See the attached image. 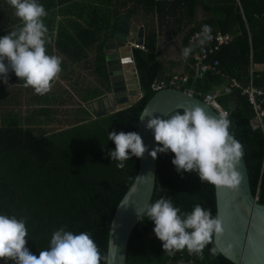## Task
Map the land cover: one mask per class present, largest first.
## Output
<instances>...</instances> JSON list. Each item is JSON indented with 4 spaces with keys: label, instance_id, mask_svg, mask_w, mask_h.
<instances>
[{
    "label": "trees",
    "instance_id": "16d2710c",
    "mask_svg": "<svg viewBox=\"0 0 264 264\" xmlns=\"http://www.w3.org/2000/svg\"><path fill=\"white\" fill-rule=\"evenodd\" d=\"M136 1H141L143 11L154 9L158 23L170 27L192 12L198 0ZM213 2L214 15L207 25L233 34V40L217 53L223 74L189 79L179 89L193 90L191 94L204 99L215 88L226 86L234 79L242 87L251 81L254 87L264 88V71H253V66L264 65V0ZM38 3L47 12L44 23L51 41L46 45L47 53L53 55L51 51L56 48L62 64V59L68 64L84 62L83 69L89 70L92 66L88 64L89 51L93 50V68L100 85L87 90L86 100L111 93L104 45L116 32L121 7L127 15L138 12L135 1L38 0ZM14 13L7 0H0V37L21 26ZM200 28L203 26L192 27L182 35V47L192 49L186 57L189 60L197 50L188 42L189 35ZM179 29L177 25L173 31ZM144 45L145 50L133 48L141 98L113 113L94 110L90 115L82 108L80 115L85 118L64 128H50L56 119L55 94H36L32 88L24 87V82L14 73L9 74L8 84L0 81V214L25 221L27 247L34 255L49 249L54 232L61 229L74 234L88 233L101 255H106L114 213L138 170L136 157L125 161L122 169L117 167L119 161H111L108 153L115 149V144L108 134L136 132L140 113L155 93L152 84L163 71L162 63L156 59L155 32H146ZM62 64V71L72 75V70L68 72ZM9 86L13 87L10 92L6 91ZM27 94L29 100L24 107L22 98ZM218 102L228 113L229 131L242 145L253 194L259 203H264V135L259 128H252L251 104L240 88L220 96ZM176 112L183 113L174 111L166 118ZM173 159L170 152L158 154L149 204L160 198L168 199L180 209L181 216L199 205L216 218L215 186L202 182L196 172L178 173ZM153 229L154 223L142 215L128 240L126 264H234L218 251L214 237L205 247L203 259L187 250L168 255ZM214 247L215 255L211 253Z\"/></svg>",
    "mask_w": 264,
    "mask_h": 264
},
{
    "label": "clouds",
    "instance_id": "9594fccd",
    "mask_svg": "<svg viewBox=\"0 0 264 264\" xmlns=\"http://www.w3.org/2000/svg\"><path fill=\"white\" fill-rule=\"evenodd\" d=\"M21 21L17 30L0 37V81L8 84L9 74L14 73L24 87L32 88L38 95L51 91L62 71L60 57L49 55L48 28L44 23L47 12L38 0H7ZM211 29L203 26L202 35L210 39ZM203 43V41H201ZM191 48H185L188 57ZM148 117L146 128L158 145L150 155L174 154L172 164L178 173L196 172L202 182L216 187L238 189L241 174L238 166L243 156L242 145L229 133L230 121L226 113L218 117L208 115L199 106L176 112L168 118L150 115L145 110L139 117L142 123ZM108 139L115 149L108 153L117 160V167L132 157L143 158L148 151L142 136L137 132H110ZM135 191V189L133 190ZM140 217L146 215L154 223V234L162 242L168 255L187 250L203 259L205 247L213 237L223 235L222 220L213 218L210 210L197 205L191 213L180 215V209L168 199L160 198L146 208L136 209ZM26 223L15 216L0 214V260L14 264H116L118 249L101 255L88 233L74 234L63 229L54 232L50 248L34 255L27 247ZM213 255L217 249H211ZM123 256L119 255L122 261Z\"/></svg>",
    "mask_w": 264,
    "mask_h": 264
},
{
    "label": "water",
    "instance_id": "95a60500",
    "mask_svg": "<svg viewBox=\"0 0 264 264\" xmlns=\"http://www.w3.org/2000/svg\"><path fill=\"white\" fill-rule=\"evenodd\" d=\"M115 29L114 36L104 45L105 61L112 86V92L106 98L111 107L106 108L104 99H98L101 114L118 111L142 96L133 49L130 46L131 43L144 42L142 22L134 14H121ZM196 106L204 109L210 116L220 115L216 108L187 91L163 87L155 91L140 116L147 110L150 115L166 118L174 111H184ZM147 120L148 117L141 123L138 119L136 132L142 136L148 151L143 158L138 159L137 173L123 194L111 223L106 254L110 250L116 252L118 249L116 264H126L128 240L132 229L142 216L136 214V209L146 208L154 191L157 158L153 159L150 153L158 145L153 133L146 128ZM229 133L233 136L230 131ZM238 171L242 177L238 189L215 186L217 217L222 220L224 230L221 237L214 236L215 245L218 251L234 264H264V203H259L253 194L244 155ZM119 255L124 257L122 261ZM0 264L9 263L0 260Z\"/></svg>",
    "mask_w": 264,
    "mask_h": 264
},
{
    "label": "crops",
    "instance_id": "0c3cea01",
    "mask_svg": "<svg viewBox=\"0 0 264 264\" xmlns=\"http://www.w3.org/2000/svg\"><path fill=\"white\" fill-rule=\"evenodd\" d=\"M134 1H135V5L137 4V7H138V12L134 15H136L142 22V25L144 28V41H145V36H146L147 31H151V32L156 33V51H155V53H157L156 59L159 62H161L162 66H163V71H162L160 78H158V81H166L167 79H169L171 77V75L178 74V73L185 74V75H187V77H189V79H193V73H194L193 56L197 52V50L193 53V56H192V58H190V60L187 59L186 57H184L183 56L184 48L182 47V44H181V38H182V35L186 34V32L190 28L195 27V26L201 27V26L207 25V22H209V19L212 18L214 15L213 12H214V9L216 6L213 2L214 0H198L195 3L194 8L192 9V12L187 13V16H185V18H182V20L176 21L177 24L172 23L170 27H166L163 23L161 25H160V23H158L157 13L155 12L154 9H152L151 11H143L141 1H136V0H134ZM144 4H147V3L144 2ZM145 8H147V7H145ZM124 9H125L124 7H121L120 10L122 12L120 13V15L121 14L127 15L126 10H124ZM188 14H190V15H188ZM169 18L171 21L172 20L171 15H169ZM154 20H155V22H154ZM177 25L179 26L180 29L175 32L173 30H174V27H176ZM202 29L203 28L195 29L193 32L199 31ZM210 29L214 32H222L224 34H228L232 37L230 40L223 43L222 46L225 44H228L229 42H231L233 40V34H231V33H225L222 30H214L212 28H210ZM193 32H191V33H193ZM113 36L114 35L110 36L109 38H111ZM108 39H106V41H108ZM143 44H144V42H143ZM190 44H192V43H190ZM192 45H194V44H192ZM196 49H197V47H196ZM53 55H54V53H53ZM59 56H60V54H59ZM89 56H90V51H89ZM93 56H94V52H93ZM83 63L84 62H80L77 64L70 63V65L72 67L77 66V65L81 66V65H83ZM220 63H221V61H220ZM92 68H93V66H92ZM92 68H90L89 70H92ZM94 70H95V68H93V71ZM221 70H222V68H221ZM253 71H264V65L253 66ZM61 72H63V71H61ZM65 74H66V76L63 75V79L58 78L56 81H58L59 83L62 82L63 80L64 81L67 80L68 82H71V80L73 81V79H72L73 77H71V74L67 75V72H65ZM94 74H95V71H94ZM222 74H223V72H221V74L219 76H221ZM96 77H97V75H96ZM215 77H218V76H215ZM189 79H188V81H189ZM201 79H204V78H201ZM196 80H199V79H196ZM188 81H187V83H188ZM230 83H228L227 85H229ZM6 88L8 89V90H6L8 92H10L11 89H13V87L10 88V86L6 87ZM219 88H222V87H219ZM63 90H64L63 88L60 89V88L56 87L54 90L55 92L53 91V89H51V91L46 94V95H48L49 93H53L58 98V101L56 102L57 108L55 111L57 114L56 117L59 116L58 115V107L59 106L61 107V105H63V102H60V100H62L63 96L66 94ZM109 94H111V93H109ZM72 96H74V95H72ZM106 97H108V94L101 93V94L97 95L94 99L86 100V93H84V96L82 97V99L79 98L78 102H77V103H80L79 104L80 105L79 115L82 112V110H81L82 108H84L86 110V112L89 113L90 115H93L92 112L94 110H99L98 104H97L98 99H104L106 108H110L111 104L109 103V100ZM131 97H133V96H131ZM121 105H124V104H121ZM90 106H92V108H90ZM263 106H264V104H263ZM60 111H61V108H60ZM63 114L64 113H62V117H63ZM81 116H84V118H85V115H81Z\"/></svg>",
    "mask_w": 264,
    "mask_h": 264
},
{
    "label": "built area",
    "instance_id": "2783aa9c",
    "mask_svg": "<svg viewBox=\"0 0 264 264\" xmlns=\"http://www.w3.org/2000/svg\"><path fill=\"white\" fill-rule=\"evenodd\" d=\"M202 30L191 33L188 38V41L197 47V52L193 56L194 80L206 78L207 76L215 77L221 74V63L216 56L222 44L232 38L228 34H224L222 32H214L211 30V38L205 39L202 35ZM201 41H203V43ZM130 46L132 47V49H146L143 43H131ZM188 79L189 77H187V75L185 74H173L166 81H155L152 84V89L154 91L160 90L163 87L179 89V87L187 83ZM235 88H240L243 90V94L247 96L248 101L254 111V118L251 119L252 128H259L264 135V88L254 87L251 81L248 86L242 87V85L234 79L229 85H226L222 88H215L202 100L210 104L212 107L216 108L220 112V114L226 113L228 116V113L219 105L218 99L224 94H230ZM187 92L193 93V90L189 89ZM262 166L264 167V157Z\"/></svg>",
    "mask_w": 264,
    "mask_h": 264
},
{
    "label": "rangeland",
    "instance_id": "374dc122",
    "mask_svg": "<svg viewBox=\"0 0 264 264\" xmlns=\"http://www.w3.org/2000/svg\"><path fill=\"white\" fill-rule=\"evenodd\" d=\"M59 19V16H56V20ZM155 22V20H154ZM54 49V50H53ZM51 53L55 56H59L58 50H56L55 48H53ZM91 56V57H90ZM90 56L88 59V64L89 65H94V57H93V50H90ZM61 59V57H60ZM63 60V68H65V70L69 71L72 70V75L71 77H73V81L71 80V82H68L67 80H63L62 82H58L55 81L52 89L53 91L55 90V88H63L64 92L66 93L63 98V105H61V111L60 108L58 107V117H56L55 121L52 122V124H50V128L52 129H60V128H64L66 126H69L73 123H75L76 121L79 120H83L84 116L79 115V111H80V103L78 102V99H82V97L84 96V93H87V90L92 89L94 87H99L100 83L97 80L96 75L94 74L93 68L92 70H84L83 69V65H77V66H71L70 64H68V62ZM63 75L66 76V74L64 72H61L59 75V78L63 79ZM15 89V88H14ZM74 95V96H72ZM28 94L27 96H25V98H22V102H23V106L25 107V105L27 104L28 100ZM62 113L63 117H62ZM57 115V114H56Z\"/></svg>",
    "mask_w": 264,
    "mask_h": 264
}]
</instances>
